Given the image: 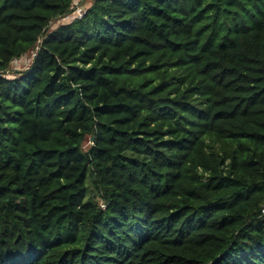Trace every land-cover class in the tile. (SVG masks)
I'll return each mask as SVG.
<instances>
[{
	"label": "trees",
	"instance_id": "trees-1",
	"mask_svg": "<svg viewBox=\"0 0 264 264\" xmlns=\"http://www.w3.org/2000/svg\"><path fill=\"white\" fill-rule=\"evenodd\" d=\"M84 4L0 0V264H264V0Z\"/></svg>",
	"mask_w": 264,
	"mask_h": 264
},
{
	"label": "built area",
	"instance_id": "built-area-1",
	"mask_svg": "<svg viewBox=\"0 0 264 264\" xmlns=\"http://www.w3.org/2000/svg\"><path fill=\"white\" fill-rule=\"evenodd\" d=\"M71 1H72V13L68 18L62 20L63 23L65 24L84 18L87 12V10L85 9L87 5L84 4L85 0H71ZM15 62L19 63L20 60H14L12 64H14ZM261 213L262 216H264V208L262 209Z\"/></svg>",
	"mask_w": 264,
	"mask_h": 264
},
{
	"label": "rangeland",
	"instance_id": "rangeland-1",
	"mask_svg": "<svg viewBox=\"0 0 264 264\" xmlns=\"http://www.w3.org/2000/svg\"><path fill=\"white\" fill-rule=\"evenodd\" d=\"M90 7V4H88L85 9L87 10ZM60 24H64L62 20L58 21V23L51 25V29H56ZM31 64L30 60H20V62H15L14 64H12V73H14V75H16L18 72L21 71H25L27 70V68L29 67V65Z\"/></svg>",
	"mask_w": 264,
	"mask_h": 264
}]
</instances>
